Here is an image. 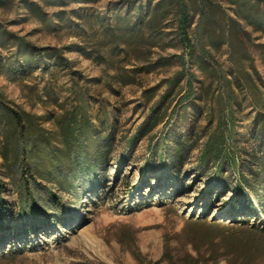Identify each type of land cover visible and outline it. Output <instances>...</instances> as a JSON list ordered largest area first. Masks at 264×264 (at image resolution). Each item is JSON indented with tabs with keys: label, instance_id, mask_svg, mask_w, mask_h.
Listing matches in <instances>:
<instances>
[{
	"label": "rangeland",
	"instance_id": "obj_1",
	"mask_svg": "<svg viewBox=\"0 0 264 264\" xmlns=\"http://www.w3.org/2000/svg\"><path fill=\"white\" fill-rule=\"evenodd\" d=\"M131 1L0 0V99L28 114L60 148L59 121L82 105L91 131L105 138L98 145L110 150L106 165L75 184L66 175H38L24 159L15 170L3 151L16 139L0 118V264H183L188 253L197 255L192 223L264 228V111L240 89L241 106L229 116L221 111L220 90L205 94L209 78L197 69L198 56L196 75L206 85L196 84V95L183 104L185 91L168 93L162 83L176 64L134 72L142 63L114 22ZM215 1L234 17L229 0ZM242 26L264 45V32ZM10 35L36 49H61L69 68L49 61L23 72ZM74 45L82 50H64ZM263 51L251 50L248 71L264 82ZM214 55L228 70L227 48ZM124 68L136 74V84L120 82ZM214 150L221 151L218 160ZM196 247L208 251L203 243Z\"/></svg>",
	"mask_w": 264,
	"mask_h": 264
},
{
	"label": "trees",
	"instance_id": "obj_2",
	"mask_svg": "<svg viewBox=\"0 0 264 264\" xmlns=\"http://www.w3.org/2000/svg\"><path fill=\"white\" fill-rule=\"evenodd\" d=\"M79 2L80 0H71ZM48 4L68 5L69 0H46ZM234 7V17L215 0H133L126 13L115 16V32L128 48L136 51L142 65L136 73L161 71L176 64L173 74L163 80L168 93L178 89L185 91L180 104L191 101L196 95V84L206 85L196 75L194 59L203 60L197 69L209 78L206 96L213 86L220 90L216 97L217 107L228 116L234 108L241 106L236 89L244 90L252 107L264 111V82L248 71L253 59L251 50L263 49L255 45L251 34L242 26L246 25L264 32V0H229ZM45 21V20H44ZM1 35V33H0ZM12 48H16L14 59L23 72L37 70L47 62L64 65V51L57 48L36 49L24 40L10 35ZM227 48L226 70L215 59V52ZM64 50H82L71 46ZM264 53V51H263ZM117 74L124 85L136 84V74L127 69ZM233 78V79H232ZM0 118L10 123V133L16 140L14 148H4L3 159L18 170L22 160H26L30 170L38 175H66L70 183L95 175L109 160V149H102L98 140L102 136L91 131L86 110L78 107L59 121L61 125V148L52 138L33 122L28 114L21 113L5 105L0 99ZM7 136V135H6ZM7 138V137H6ZM10 144V143H9ZM209 146L203 153V160L209 161ZM221 151L214 150L217 160ZM59 176V175H58ZM59 178V177H56ZM59 184L61 178L58 179ZM63 186V185H62ZM258 204L263 202L257 197ZM23 206V211L25 212ZM24 214V213H23ZM190 246L197 255L189 254L183 264H264V228L254 227L247 221H233L232 226L222 223H192ZM196 243H203L208 251L200 253ZM10 258H15L10 255Z\"/></svg>",
	"mask_w": 264,
	"mask_h": 264
}]
</instances>
